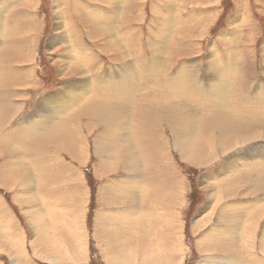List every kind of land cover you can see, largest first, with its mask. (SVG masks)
<instances>
[{"label":"rangeland","instance_id":"1","mask_svg":"<svg viewBox=\"0 0 264 264\" xmlns=\"http://www.w3.org/2000/svg\"><path fill=\"white\" fill-rule=\"evenodd\" d=\"M103 1L0 0L2 5L0 23L2 22L5 28L4 39L0 41V44L3 43L0 51L4 52L6 60L0 63V73L3 74L0 76V148L15 153L17 147L3 145V142L6 140L10 145L18 142L15 140L17 135L26 141L25 127L32 122L25 123V121L31 120L37 104L56 92L64 95L63 84L68 82V79L69 81L79 79L74 76L76 73L63 74L65 68L61 60L69 58L68 49L79 50L82 58L88 53L86 48L90 49L96 57L92 68L101 72V75L98 73L99 78L104 82L117 81L114 75L117 74L118 77L124 75L123 69L130 63L136 83L143 88L141 72L146 65L152 66L149 60L154 57L149 44L153 42L152 33L159 29L163 21L160 13L171 12L169 15L173 20L177 19L179 23L177 27L180 30L173 34L183 36L175 48L190 54H182L172 60L173 63L162 65L160 71L164 72V76L158 73V65L152 66L155 70L154 81L159 85L170 86L171 78L184 69L195 76L200 83L205 75L216 70L215 65L210 61L216 58L220 65L218 58L223 57L225 60L226 53L230 52L232 45L228 44L226 47L224 39L229 42H239L240 36H247L248 45L245 43V46L240 48V51L248 48L246 66L243 62L242 65L237 64L238 73L232 76L233 82L229 81L231 79L229 78L225 80L226 85H220L229 90L227 102L236 100L235 96L244 95L245 107L246 104L251 103L248 96L255 99L252 94L258 87L264 86V55L261 54L264 45V0H168L167 6L166 0H128V4L124 3L127 5L126 9L124 4L120 6L117 23L111 26L113 34L108 33L106 36L101 33L99 38L89 39L88 34L91 33V30H88L89 24L77 16L78 11L72 8V3L76 2L82 7L79 9L101 15L102 19L106 20L107 15L114 10L110 4L114 3L112 5L116 10L115 5L119 3L118 0H111L108 5ZM87 12H82V15H86ZM190 21L192 23H189ZM180 22L187 24L181 27ZM60 24H63V27L61 25L63 31L58 29ZM96 25L98 30L105 31V23H96ZM64 27L69 31L68 34ZM118 31L124 35L125 42L128 41L131 45L127 47L129 48L127 51L122 47L123 57L120 59L123 63L120 60L119 62L112 60L113 56L108 50L102 49L104 41L112 48L116 45L115 32ZM54 35L56 37L62 35L65 41H68L67 38L72 39L73 45L69 46L62 42L61 45L59 43L51 46L48 42L51 38H55ZM237 42L233 44V50ZM138 51L139 56L142 57L140 60L135 59ZM29 52L34 53L30 55ZM9 55L17 59L10 63ZM233 63L235 65L236 61L233 60ZM222 67H225V62ZM93 78L91 71V79H83L82 82L88 87L89 81ZM168 79L169 82L162 83ZM10 80H18L17 86L11 84ZM97 81L99 82L98 78ZM181 84L186 92H199L204 99L211 97L204 94L200 86L192 88L190 84ZM150 85L147 86L148 90L141 92L132 103L125 104L133 114L143 112L142 116L113 114L102 108L95 110H102L104 114L112 117L106 123L107 117H105L103 124V119L92 121L87 114L81 115L82 111L86 112V110L63 116L64 122L70 125L64 131L66 136L61 133L50 135L52 137L50 146L53 148L44 150L45 153L49 152V156L44 154V158L40 161L35 160V164L33 162L34 165L31 167L18 166V169L30 170L32 177L27 180L21 176L19 179L15 177L14 180L8 179V181L3 178V173L7 169L8 172L16 173L11 170V166L4 165L7 160H12L10 154L3 152V156H0V264H206L207 260L212 258L215 259L216 262L213 263L215 264L223 262L225 255L226 264L228 257L233 258L234 264H264V210H261L264 209V190L254 188L256 187L254 176H263L258 173L249 175L247 170L242 177H236L239 172L234 176L224 174L230 171L231 167L234 170V162L237 159H243L242 163H245L251 150L264 160V138L255 137L260 130L264 131V115H260L256 123L252 124V120L249 121L252 116L242 117L245 118V123L237 122L226 111L223 117L219 115L218 110L212 108L199 110L187 106L190 112L187 114L208 117V120H201L202 124L208 127H201L200 135L218 136L220 139L213 143L210 137L208 138L210 146L203 152L201 163H198L194 160L197 155H184L180 152V147L175 145V135L178 134L172 131L173 127L182 129L184 125L173 122L169 114L181 113L168 108L170 104L165 103L171 101L164 100L160 96L154 97L159 88ZM101 87L104 86L101 84ZM171 90L168 88L167 93ZM111 94H108L106 99L115 98ZM155 99L163 102L157 103ZM177 101L178 99H173L171 103L174 105ZM227 102H224L225 106L231 107ZM81 107L90 109L84 105ZM138 107L142 110L140 111ZM151 107L156 108V113L150 111ZM71 108H65L64 113ZM227 117L233 121L226 122ZM127 122L129 129H125L123 134L133 139L132 141L137 144L135 151L141 153L139 156L141 167L138 166V169H141L139 179L143 184L137 186L139 190L135 188V191L137 194H141L138 193L140 191L144 194L139 196L134 206L125 201L119 205L118 201H122V198H116L119 195L110 196L117 187L123 188L120 181L128 178L133 165L125 159L127 147L111 149L107 137L110 140L115 139L109 136L113 133L112 124H127ZM23 123L25 127L21 128ZM241 123L249 129L244 133L245 139L241 138L242 135L238 138L226 137L220 129L222 125L238 128L242 126ZM134 125L137 127L133 128ZM256 125L261 129L255 130ZM146 128L149 132L144 134ZM182 137L184 135L178 138L182 139ZM250 137H255V140L245 141ZM67 138H72L73 141ZM145 139L151 141L146 142ZM99 140L103 145L96 142ZM240 140H244L245 144L237 146ZM100 147L104 151L99 149ZM202 148L204 149L199 147L197 150ZM23 153L25 154L24 149ZM112 153L115 155L111 156ZM15 154L18 155L19 152ZM125 163H128L127 166ZM208 180L215 182L211 184ZM257 183L259 187L263 186L262 180ZM144 190H150L151 195L146 194ZM211 194L214 196V201L210 197ZM243 202L245 205L242 206ZM255 209L260 210L258 212L254 211ZM247 211H250V215ZM121 212L124 213L123 217L128 219L120 217L117 221L107 217L110 215L116 218V214ZM143 217L148 219L145 223L148 227L141 223ZM237 217L244 221L249 220L248 224H244V221L240 222L241 225L243 224V227L240 225L243 228L240 236L236 231L231 233L234 226L232 218ZM137 220L138 223L143 224L142 228L141 224H135L136 232L132 234L130 240L124 239L125 243L119 241V244L115 243L116 241L106 242L108 232L112 229L113 232H118V228L126 227L121 228L123 225L116 224V221L132 224ZM228 220L229 222L226 223ZM141 231L144 232V238L149 239L145 244L138 243ZM135 243H138L137 246ZM218 244L220 246H217ZM137 250H145L148 253L137 254Z\"/></svg>","mask_w":264,"mask_h":264},{"label":"bare ground","instance_id":"2","mask_svg":"<svg viewBox=\"0 0 264 264\" xmlns=\"http://www.w3.org/2000/svg\"><path fill=\"white\" fill-rule=\"evenodd\" d=\"M110 1L111 0H108V2H107L106 0H104L103 2H105L106 4L109 5ZM166 2L167 3H165V4L167 6L169 2H168V0H166ZM118 3H119V5H117V4L115 5L116 6V10H115V7L112 5L114 3L110 4V6L114 10L113 11L111 10V14L107 15V19L106 20H103L101 15H98V14L94 15V14H91V13H89L87 11H83V9H79V8H82V7H81L80 4H78L76 2L72 3V8L77 9V11H78L77 12V16L81 17V19H83L84 22L89 24V29L88 28L87 29L91 30V33L89 32L88 35H89L90 38L89 37L88 38L94 40V39L99 38L101 36V33H103V35H106V36H108V33L113 34V29H111V26H114V24L117 23V19L119 17L118 15H120V6L123 5L124 3L128 4V0H118ZM126 4H124L125 9L127 7ZM3 5H4V3H3ZM0 6H2V5H0ZM118 6H119V10H118ZM191 8H193V7H191ZM166 11L167 10H165V12ZM82 12H87V14L86 15H82ZM169 13L171 14V12H169ZM169 13L168 14L160 13L163 21L159 25V29H157L155 32L152 31L153 33L151 35V38L153 39V42L155 40L156 41L154 43L150 42V44H149L150 49L153 52V57H154V58H152L149 61L151 62L152 66H154V65L157 66L158 65L157 66L158 67V71H159L158 73L160 75H162V76H164V72L160 71L162 65H167L169 62H172V60H174L176 58H179L182 54H190V53H187L185 51L182 52V51L177 50L175 48V45L179 44L178 41L182 39L183 35L181 34L182 36L179 37V36H176L175 34H173V33H176V32L178 33L180 28L177 27L178 26L177 24H179L177 22V19L173 20V17L171 15H169ZM169 17H171V19ZM179 17H180V15H179ZM158 18H159V16H158ZM191 21L193 22V20H191ZM191 21L189 23H192ZM241 21H242V19H241ZM64 22L66 23V21H64ZM93 22H95V23H93ZM1 23H0V41L2 39H4L3 37L5 35V30H4L5 28H3L4 25L1 24ZM96 23H105V28H104L105 31L98 30L97 27H96L97 26ZM67 24H68V22H67ZM184 24H187V22H180V26L181 27ZM61 25L63 27V24H60L59 28H58L59 30L61 29ZM249 26H251V24H249ZM65 27H64V29L66 30V33L69 32L66 29L67 27L66 28ZM243 28H244V26H243ZM59 30H57V31H59ZM119 30H121V29H119ZM240 31L242 32V30H239V32ZM247 32H248V30H247ZM64 33H65V31H64ZM67 34H66V36H67ZM237 34H235V36ZM115 35H116V39H115L116 45L112 48L106 41H104L105 43L103 44V48L102 49H107L108 50L109 54H111L113 56L112 57L113 59L111 58L112 60H115L117 62H119V60H120L123 63V61L120 59V57H123V55L121 54L122 47L125 49V51H127V50H129V48L127 49V47H131V45H130V43L128 41L125 42L124 35L121 34L120 31L115 32ZM239 35H241V33ZM246 35H248V33ZM202 36H203V34H202ZM244 37L246 38L247 36H243V37L240 36V41L239 42H237V41L229 42V41H226L224 39V42L226 43V47H227L228 44L232 45L231 48H230V52L226 53V59L225 60H224L223 57H221L220 59L218 58V61L220 62V65H218L216 58H213V61H210L211 64L215 65L216 70L213 73L205 75L201 79L200 83H198L199 81H197L195 76L191 75L188 72V70L184 69V70L179 71L178 73H176L177 76L175 75V76H173L171 78L170 86H166V87H163V86L159 85L157 82L154 81L153 76L155 75V72H154L155 70L153 69L152 66L146 65L145 69H143V71L141 72L142 84L144 85V87L140 88L139 84L136 83V78H135L134 73L131 71L132 65L130 63H129V65H126L124 67L125 68V69H123L124 75H122L120 77H118L117 74L114 75V78L117 79V81H115V82H109V81L104 82L102 79L99 78L100 77L99 74L101 75V72H99L98 70L96 71V69L92 68L93 64L95 63V58L96 57L93 56V52L90 49L86 48L88 53L83 55V58H82L81 57L82 54L79 53V50L77 51L74 48H73V50L67 48L69 50L67 54L68 55L70 54V55L68 56L69 58L67 57L68 59L61 60V63H63V65H64L63 68H65L64 73L63 72L62 73L65 74V75H67V74L72 75L73 73H76L75 75L74 74L73 75L75 77H78L79 79L76 80V81H69L70 79H68V82H65V84H63V87L65 89V94L64 95H61V92H56L55 94H53L51 96L45 97L41 101L40 104H37V108L34 109L36 112H35V114L32 115L33 117L31 118V120L25 121V123L26 122H32V123L27 125L26 127L24 126L25 123H23V125L21 127V128H24V127L26 128V132H25V136H24L26 141H24L21 136L17 135L15 140H17L20 144H17L18 142H13L10 145L6 140L3 142V145H9V146L17 147V150L15 151V153L19 152V154L16 155L12 151H5L4 149L0 148V156H3V152H6L8 155L9 154L11 155V159L10 160H12V161H8L7 160L4 165H7V167L11 166V170L16 172L15 174H13L11 172H8V169H7L3 173V178H5L8 181V179L9 180H14L13 178H15V177L16 178L18 177V179H19L20 178L19 176L23 177L25 180H27V178H31L32 177V176H30L31 174H30V170L28 168H26V170H21V169H18V166H20V165L28 166L29 165L31 167V166H33L35 164V160H39L40 161L41 158H44V154H47V156H49L48 155L49 152L45 153L44 150H47V148L52 147V146H50L51 145L50 139L52 138V137H50V135H58L59 133L65 135L64 131L67 130L68 126L70 125V124H66L64 122L63 116H65V115L68 116V114H73V113H75L77 111H80V110H86V112L82 111L83 113L81 115L87 114V116H89L90 120H92V121H97V120L103 119V121H102V124H103L105 117H107L106 120H105V123H106V121L108 119L111 120L112 117H109L108 114H104L102 110H95L96 108L106 109V110L110 111L111 113L113 112V114H133V112L129 108V106H126L125 104L126 103H128V104L132 103V101H134L136 99V97L141 92H146L148 90L147 86H149L150 84H153V85H155V86H157L159 88V89H157L158 93L154 94V97L155 96H160V98L162 97L164 100H169L171 102H172L173 99H178L177 102H174L175 106L171 102L170 103H165V104H170V106H168V108L172 109V111H178V112L181 113V114H169L171 120L173 122H175V123H180V124L184 125L182 129H178V128H174L173 127L172 131L176 132L175 134H178V135H175V139H174V142L176 143L175 145L180 147V152H182V154H184V155H192V156L197 155V157H195L194 160L196 162H198V163H201L202 156L204 155L203 152L207 151L209 146H210V140L208 138L210 137V139L212 140L213 143H216V142L220 141V139H219L218 136H209V137H207V136H205L206 134H204L203 137H202L200 135V133H199V129L201 127H208V126L203 125L201 120H208V117H205V116H202V115L193 116L192 114H187V113H190L189 110L187 109V106H190V107H193V108L199 109V110H205V109L212 108V109L218 110L220 116H223L224 111H226V112L230 113V115L233 118V120L237 121V122H244L245 118H242V117H248V116L251 117L252 116L251 119H249V121L250 120L253 121V122L251 121L252 124L256 123V121H257V119L259 118L260 115H264V86H260L262 83L258 84L260 87L257 86L258 87L257 91H255L252 94L255 99H253V98H251L250 96L247 95L250 98L251 103L249 105L246 104V107H245V104L243 103L244 95L235 96L236 100L227 102L226 98H227V96L229 94V90H227L226 87L220 85V84L226 85L225 80L229 79V78H231L229 81L233 82V79H232L233 77L232 76H235V73L238 71V69L236 67L237 64L242 65V62H243L244 65L246 66V63H247L246 62V53H247V49L248 48H245L242 51H240V48H242L245 45H248V42H249L248 38L244 39ZM234 39L235 38H233V40ZM67 40L68 41H65V37H63L62 35H59L57 37L55 36V38H51V40L48 43L51 44V46L54 45V44L56 46V44H59V43L61 45L62 42H65V44L67 43V45H69V46H70V44L73 45V40L72 39H70V38L68 39L67 38ZM137 41H138V39H137ZM235 42H237L236 43V48H234V50H233V44ZM10 43H11V41H10ZM2 44H0V48H1ZM6 44H7V42H6ZM34 44H35V42H34ZM124 44H127V45H124ZM182 44H183V42H182ZM48 46H50V45H48ZM32 47H34V46H32ZM35 48H36V46H35ZM100 49H101V47H100ZM13 51H14V49H13ZM188 51H189V49H188ZM166 52H167V56L165 57ZM138 53H140V52L138 51L136 54H138ZM32 54L30 53V55H32ZM261 54L264 55V45L262 46V53ZM34 56L36 57V55H34ZM13 57L14 56L9 55L10 63H13V61L17 59V58H13ZM31 57H29V58H31ZM140 58H142V57L139 56V54L137 56L135 55V59L136 60H140ZM233 60L236 61L235 65L233 63ZM5 61L6 60L4 59V52L2 53V51H0V63L1 62H5ZM224 62H225V67H222V64ZM126 63H128V62H126ZM89 64H91V65H89ZM98 69L100 70V68H98ZM135 70L136 69L134 67V72H135ZM91 71H92V74L94 75V78L91 81H89V86L87 87L86 85L83 84L82 80L83 79L90 80L91 79ZM170 73H172V72H170ZM167 74H169V72H167ZM0 76H3V74L0 73ZM97 78L99 79V82L97 81ZM169 81L170 80L168 79L166 81H163L162 83H167ZM10 83L15 85V86H17L18 80H10ZM181 83L190 84L192 88L200 86L201 91L204 92V94H206L207 96L211 95V97L207 98V99H204V98H201L202 95L199 92H195V93L186 92V91H184V86ZM101 84L104 87H101ZM151 86L152 85H150V87ZM168 88L172 89L170 93H167L168 92ZM68 90H70L69 93H68ZM108 94L114 95L115 98L110 97V99H106ZM98 95H100L102 97H99ZM168 97H170V98H168ZM120 98H122L121 100H123V101L119 100ZM199 98L203 99V100L201 101ZM62 100H64V101L61 102ZM155 101H156V99H155ZM148 102H149V100H148ZM156 102L157 103H161L163 101L160 100V101H156ZM224 102H227L231 107L225 106ZM81 105L87 106L90 109H85L84 107H81ZM177 106L181 107V108H178ZM69 107L70 108L72 107V108L68 112L64 113V109L65 108L67 109ZM142 107H144V106H142ZM138 108L140 109V111L142 110L140 107H138ZM147 108H149V107L147 106ZM150 111L156 113L155 112L156 108L155 107H151ZM244 111H246V112H244ZM140 113L141 114H138V113L133 114V116L136 117V116L144 115L143 112H140ZM151 115H152V113H151ZM241 118L243 120H241ZM114 119H115V117H113L112 120H114ZM142 119H143V117H142ZM228 120H232V119L227 117L225 119V121L227 122ZM144 122L147 123V121H145V120H144ZM97 125H99V122H98ZM124 125H126V126H124ZM243 125L244 124H242V126H240L238 128H234L231 125H222L220 129L226 134V137H231V138H236L237 137L238 138V137H241V135H242L241 138L245 139L246 136L244 135V133L248 132L249 129L244 127ZM113 126H114V128L112 130L113 133H110L109 136H111L112 138H115V139L114 140L113 139L110 140L107 137V140L109 141L108 144H110L109 146H110L111 149L112 148L113 149H118V148L122 149L121 147H123V146L127 147V153H126V158L125 159H126L127 162L132 163L133 166L131 168L132 170L130 171L131 173L128 176V178H126V180L122 179L120 181V183L123 184V188L117 187L115 189V191L113 192V194H110V196L113 197L115 195H119V197H116V198H122V201H118L119 205H121L125 201V202L131 203L134 206V203L137 202L139 196L144 194L142 191L138 192V193H141V194H137L136 191H135V188L139 190V188H137V186H141L143 184V182L140 181V179H139L140 178V174H141V172H140L141 169L140 168L138 169V166L141 165V158L139 157L141 153L135 151V147H136L137 144L132 141L133 139L131 140L129 137H127V135L123 134L125 129H129V123L128 122H127V124H119V125L118 124H112L111 128ZM93 127H95V126H93ZM134 127H137V126L134 125L133 128ZM256 128H260V126L256 125L255 126V130H256ZM135 129H137V128H135ZM147 131L149 132L148 128L144 129V134H147L148 133ZM140 133H142V132H140ZM255 133H256V131H255ZM32 135H33V137L31 138ZM181 135H184V137H182V139L178 138ZM70 136H71V134H70ZM255 137L264 138V131L260 130L259 133L257 134V136H255ZM255 137H252V138L250 137L249 139H251V140L247 139L245 141H248V142L253 141V140H255ZM30 138H31V140H30ZM72 138H67V139H71L72 140ZM145 140H146V142L151 141L150 139H145ZM29 141H31L30 144H29ZM75 141H76V139H75ZM207 141H209V142H207ZM96 142H100L101 143V140L96 141ZM243 143H244V140H240V141L237 142V146H240ZM199 147H204V149L202 148V149L197 150ZM23 149H24L25 154L23 153ZM67 149H69V148H67ZM99 149L103 150L101 147ZM20 151H21V154H20ZM72 152H73V150H72ZM113 155H115V153L111 154V156H113ZM5 156H6V154H5ZM74 158H75V156H74ZM242 161H243V159H237L234 162V166H233L234 170L231 167V170L230 171L227 170L228 172H226L224 174H227L226 176H234V174L239 172L238 173L239 175H237V176L235 175V176L236 177H242V175L245 176V170L248 171L249 175L258 173L260 176H263V177L254 176V178H255L254 186H256L254 188H256V190L259 189V188L264 190V160H261V158L259 156H256L254 150H251L248 153V159L245 161V163H242ZM33 162H34V164H33ZM37 162L38 161H36V164H38ZM111 162H112V160H111ZM120 162H122V161H120ZM127 164L128 163H125V166H127ZM134 167H136V168L133 169ZM251 177H253V176H251ZM22 180L23 179H21V181ZM259 180H262V185L263 186H261V187H259L260 185H259V183H257ZM208 182L212 184V182H215V180H211V181L208 180ZM18 183H19V181H18ZM232 186H233V184H231V187ZM129 187H131V188H129ZM25 189L26 188H24V190ZM144 191H146V190H144ZM150 193H151L150 190L146 191V194L151 195ZM228 194H231V193H228ZM210 197L213 199V201L215 200L213 194H211ZM255 202H257V204L259 202L261 203L260 199H259V202L257 200ZM107 203L108 204H113L112 202H110V203L107 202ZM243 205H245L244 202H243L242 206ZM254 206H255V204H254ZM213 207H214V205H213ZM131 208L132 207L130 206V209ZM260 208H262V207H260ZM249 209H251V208H249ZM126 210L128 211V208ZM246 210H248V209L246 208ZM258 210H260V209H258ZM258 210L255 209L254 211H258ZM261 210L263 211L264 209L262 208ZM262 211L260 212V214H262ZM249 212L247 211V213H249ZM258 212H256V214H258ZM232 213H234V212H232ZM235 213H236V211H235ZM123 214H124L123 212L117 213L116 214V218H114V217H112L110 215H107V217L112 219V220H117V221L120 220V217L122 219H128L127 217L124 218ZM208 214H209V211H208ZM234 215H236V214H234ZM249 215H250V213H249ZM251 215H252V213H251ZM142 216H144V215L142 214ZM102 218L104 219L103 216H102ZM142 219H143V222H141V223L145 224V223L148 222L147 221L148 219L146 220L144 217ZM232 220H233L234 226L231 229V233H233V231H236L238 236H240L242 234L241 232H243V228H242L243 224L241 225L240 222L241 221L243 222L244 220L241 219L240 217L232 218ZM117 221H116V224H118V225L122 224L123 225V226H121V228H123L124 226H126V227H124V229L118 228V232L117 231L113 232L112 231L113 229H112L110 232H108L106 234V236H107V238L105 239L106 242L111 243V242L116 241L115 243L119 244L120 243L119 241H121V242L125 243V240H128V239L130 240V237L132 236V234H135V232H136L135 228H134V227H136L135 224H141V223H138V220H137V222H134L132 224L130 222H128V223H120V222H117ZM124 221L125 220H123V222ZM248 221L249 220L244 221V224H248L247 223ZM228 222H229V220L226 221V223H228ZM143 224H141V228H142ZM146 226L148 227V225H146ZM139 230H137V231H139ZM140 235L141 236L138 237L139 240H140L138 243L145 244V242H147L149 239H145L144 238L145 236H144V232L143 231H141ZM222 235H224V234H222ZM138 238H137V240H138ZM137 240H135V241H137ZM103 242L106 243L104 240H103ZM124 243H122V244H124ZM137 244L135 243L136 246H137ZM217 246H220V245L218 244ZM136 253L137 254H139V253L147 254L148 252L145 251V250H143V251H138L137 250ZM225 258H226V255L224 256L223 262L215 263V264H226V259ZM214 262H216L214 258L207 260V263H209V264L210 263L213 264ZM243 263H246V262H243ZM122 264H129V263H122ZM227 264H234L233 258L228 257L227 258Z\"/></svg>","mask_w":264,"mask_h":264}]
</instances>
